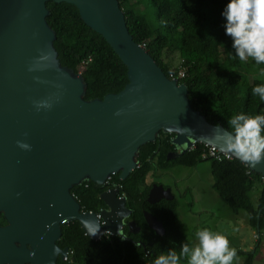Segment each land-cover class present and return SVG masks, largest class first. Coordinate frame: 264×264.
I'll use <instances>...</instances> for the list:
<instances>
[{"label":"water","instance_id":"obj_1","mask_svg":"<svg viewBox=\"0 0 264 264\" xmlns=\"http://www.w3.org/2000/svg\"><path fill=\"white\" fill-rule=\"evenodd\" d=\"M48 1L74 5L109 44L127 69L121 91L84 98L82 74L57 58ZM221 131L227 130L191 107L186 86L167 78L133 40L118 0H0V215L6 221L0 225V264H55L68 252L56 244L61 225L73 221L93 240L126 239L124 226L138 233L135 222L125 223L131 210L118 186L100 193L105 207L99 212L82 211L71 188L85 180L104 185L116 173L124 180L137 166L140 147L160 132L174 135L176 149L167 159L197 143L236 158L220 141ZM245 165L264 178V162ZM173 197L169 187L154 183L146 200ZM143 216L164 234L151 213Z\"/></svg>","mask_w":264,"mask_h":264},{"label":"trees","instance_id":"obj_2","mask_svg":"<svg viewBox=\"0 0 264 264\" xmlns=\"http://www.w3.org/2000/svg\"><path fill=\"white\" fill-rule=\"evenodd\" d=\"M127 29L133 40L143 46L167 78H176L187 88L191 107L212 125L231 131L228 120L236 114L264 115V101L252 95V89L264 84V64L252 58L241 62L235 56L231 38L225 34L221 13L228 0H118ZM147 2L149 8L143 4ZM47 24L55 33L53 46L61 65L80 72L86 83L84 98L102 99L108 93L121 91L126 83L127 69L104 38L88 27L77 8L69 3L46 2ZM182 73L183 77H179ZM264 134V133H262ZM173 134L160 132L156 139L142 145L137 166L124 179L111 175L104 185L85 180L71 188L82 211L99 212L104 203L100 193L112 186L119 187L126 199L133 221L140 228L130 233L125 226L120 236L103 235L89 238L77 221L61 225L56 244L69 251L66 260L55 264H153L162 252H179L182 243H191L182 229L178 196L148 203L149 189L156 175L175 166L196 167L210 162L212 188L233 214H246L247 224L255 231L256 247L237 250L241 264H253L264 235V178L236 158L208 155L209 148L197 143L174 159L167 154L176 149ZM165 188L168 185L162 184ZM259 185L255 201L251 193ZM171 189V187H169ZM172 192V189H171ZM173 193V192H172ZM151 213L164 228L157 235L148 227L143 212ZM6 223L0 215V225ZM181 264H187L182 259Z\"/></svg>","mask_w":264,"mask_h":264},{"label":"clouds","instance_id":"obj_3","mask_svg":"<svg viewBox=\"0 0 264 264\" xmlns=\"http://www.w3.org/2000/svg\"><path fill=\"white\" fill-rule=\"evenodd\" d=\"M221 15L235 56L241 62L252 58L256 64H264V0H228ZM252 95L264 101V84L253 87ZM227 122L231 131H221L219 136L225 149L242 164L255 167L264 162V115L241 113ZM17 144L25 150L31 148L21 141ZM234 258H238L237 250L230 248L229 239L205 228L197 231L195 243H182L179 252H162L153 264H181L182 259L187 264H233Z\"/></svg>","mask_w":264,"mask_h":264},{"label":"rangeland","instance_id":"obj_4","mask_svg":"<svg viewBox=\"0 0 264 264\" xmlns=\"http://www.w3.org/2000/svg\"><path fill=\"white\" fill-rule=\"evenodd\" d=\"M142 7L149 8L147 12L151 10L147 2ZM162 173L156 175L155 182L168 185L172 194L178 196L182 229L191 243H195L197 231L207 228L225 235L229 239L230 248L250 251L257 246L255 231L247 224L244 211L238 215L233 214L212 188L210 162L203 161L196 167L175 166ZM258 190L259 185H256L251 193L253 201ZM241 262V257H238L234 258L233 264ZM253 264H264V235Z\"/></svg>","mask_w":264,"mask_h":264},{"label":"built area","instance_id":"obj_5","mask_svg":"<svg viewBox=\"0 0 264 264\" xmlns=\"http://www.w3.org/2000/svg\"><path fill=\"white\" fill-rule=\"evenodd\" d=\"M179 77H183V74L180 73L179 74ZM173 79V78H172ZM209 150H208V155L211 156V157H214L218 160H220L222 158V156H225L226 158H230L227 154H223V153H220L218 152L215 148L213 147H208ZM68 254H69V251L67 252V255L63 258V260H66L67 257H68Z\"/></svg>","mask_w":264,"mask_h":264},{"label":"flooded vegetation","instance_id":"obj_6","mask_svg":"<svg viewBox=\"0 0 264 264\" xmlns=\"http://www.w3.org/2000/svg\"><path fill=\"white\" fill-rule=\"evenodd\" d=\"M153 184H154V183H153ZM109 188H110V187H109ZM109 188H108V189H109ZM149 190H150V189H149ZM126 222H128V221L125 220V223H126ZM124 227H125V226H124ZM124 227H123V228H124Z\"/></svg>","mask_w":264,"mask_h":264}]
</instances>
